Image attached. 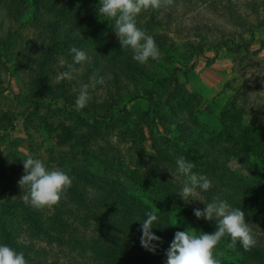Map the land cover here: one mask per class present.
<instances>
[{"label":"rangeland","instance_id":"1","mask_svg":"<svg viewBox=\"0 0 264 264\" xmlns=\"http://www.w3.org/2000/svg\"><path fill=\"white\" fill-rule=\"evenodd\" d=\"M98 4L0 0V242L23 252L27 264H119L113 249L122 245L147 264H166L177 231L214 232L206 220L186 216L185 205L203 210V203L219 198L245 211L254 247L264 251V154L239 162L232 145L249 124L264 126V0H171L142 12L137 26L158 46L159 38L165 43L159 59L146 65L122 48L112 22L99 19ZM72 47L92 59L74 65L76 79L57 81L60 61L73 63ZM84 83L93 99L78 110ZM175 135L183 147L202 146L209 166L193 162L194 171L213 181L225 177L224 189H231L187 203L177 193L183 178L164 162L173 179L164 188L178 201L162 208L159 178L144 177L153 159L159 165V145L178 152L161 138ZM210 149L221 154L217 164L206 155ZM28 156L64 170L94 212L68 189L51 209L25 202L27 186L19 181ZM240 193L255 204L244 203ZM245 205L262 208L254 213ZM146 210L164 225L152 229L160 237L155 253L140 242ZM176 220L177 227L169 226ZM229 242L223 238L214 250L222 264H264Z\"/></svg>","mask_w":264,"mask_h":264},{"label":"clouds","instance_id":"2","mask_svg":"<svg viewBox=\"0 0 264 264\" xmlns=\"http://www.w3.org/2000/svg\"><path fill=\"white\" fill-rule=\"evenodd\" d=\"M166 3H171V0H99L96 11L100 20L113 23L120 45L123 49L131 50L132 59L146 65L150 61H157L161 52L154 37L137 26V18L142 12L159 10ZM70 54L73 63L60 61L63 70L57 73V81L76 79L78 69L74 65L90 62L92 59L82 48L72 47ZM98 83L103 84V79ZM89 89L88 83L79 87L75 99V107L78 110L88 107L92 101ZM22 163L25 174L19 184L21 187L27 186L23 197L25 202L38 209L57 206L66 190L71 187V177L62 169L46 166L44 160L36 156H28L22 159ZM175 165L173 176L183 178L177 193L187 203H203L199 197L214 188L213 180L194 171L195 164L183 156L175 160ZM203 204V210L195 208L194 215L198 219L215 222V231L197 232L191 228L177 231L167 250L166 264H222L214 255V250L225 237L230 240V248H236L239 244L248 251L255 246L256 240L243 209L219 198H213L211 202ZM178 225L179 221L176 220L169 226ZM158 226H164L161 217L155 211L146 210L141 221L140 242L143 248L153 253L156 252L160 237L156 236L152 229ZM0 264H27V260L23 252L0 242Z\"/></svg>","mask_w":264,"mask_h":264},{"label":"trees","instance_id":"3","mask_svg":"<svg viewBox=\"0 0 264 264\" xmlns=\"http://www.w3.org/2000/svg\"><path fill=\"white\" fill-rule=\"evenodd\" d=\"M165 46V43L162 39L159 38V47L163 48ZM241 130V129H239ZM238 131V130H237ZM241 134V138L238 139L237 141H234V143L232 144L233 146L236 145L237 148H234V152H237L236 155L234 156L235 158H237V160L239 162H242V158H246V159H250L251 156L255 157V158H260V154H264V126H262V124H255V123H251L249 124L246 128L242 129L240 131ZM93 135H95V133H91L89 135V138H92ZM163 138V142L167 143V144H171L173 145L178 152H175V154L170 153L169 148L168 147H162V144L159 145V149L156 150L158 156H159V165L157 163V159H153L152 162V167L151 169H149L147 171V176L144 177L145 180H149L151 177L150 175H156V177H153V179L159 178V205L162 208H166L167 209L170 207V204H172V202L178 201L176 195L174 193H172L169 189L164 188L165 184H170L171 180H173L171 178V174H170V165H167L164 162H169V163H173V166L176 167L175 165V160L178 157L183 156L184 158H187L188 160L194 162L195 164H197L198 166H200L201 168H208L209 165H207V162H209V160H205V159H201L202 157V151L201 148L202 146L196 147L194 150L189 149L188 147H183V139L179 136H173L172 140H170L169 138L166 137H161ZM240 141V142H239ZM164 146H166V144H164ZM77 147H84L83 143L80 145V143L77 144ZM207 156L212 155V158H216L214 159V161H212L213 163L217 164L219 161H221V154L220 153H216L213 149H210L209 151H207ZM247 162V161H246ZM245 163V161H244ZM218 167H221L220 164L217 165ZM222 168V167H221ZM223 169V168H222ZM226 170L229 171V169L226 168ZM225 178V177H224ZM215 175V180L214 182V188L209 192L206 193L207 198L210 197V194H212L214 192V190L220 191V190H230V185H226L227 188L229 189H224L225 184L229 183L228 179L226 178V180ZM241 183V182H239ZM171 185V184H170ZM244 185L243 189L246 190L249 186H247L246 184H242ZM233 186V185H231ZM141 189H145L143 187H139ZM251 189V188H250ZM68 193L71 194V196L73 197V199L77 200L79 203H81L83 206L87 207L89 210H91V212H94L92 210L91 205L88 202L87 197H85L80 191H78L76 188H68ZM242 196V199L244 200V203L250 202L252 204H255L254 201H251L250 196H246L243 195L245 193H240ZM175 196V197H174ZM246 206V207H245ZM244 208L249 209L250 211H254V213L259 209L262 208L261 206H257L255 207V210L252 209V207L250 205H245ZM186 208H184L182 210V212H184V214L186 216H188L189 218H191L192 220H196L197 218L194 215V209L192 208L190 205H185ZM256 216V214H255ZM1 220V218H0ZM208 224V228H210L212 231H215V222H209L207 221ZM2 225V223L0 224ZM210 226V227H209ZM228 238V237H226ZM229 239V238H228ZM117 247V246H115ZM127 247L126 246H121L120 248H114L113 251H115V255H116V259L118 260L119 264H147L146 261H144L143 257L140 256V254H137V251L134 250V252L132 250L128 251L126 250ZM252 253H254L256 256H258L261 260L264 261V251L263 249L259 248V247H252L250 250H248ZM132 254V255H131ZM116 264V263H115Z\"/></svg>","mask_w":264,"mask_h":264}]
</instances>
